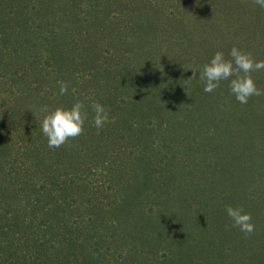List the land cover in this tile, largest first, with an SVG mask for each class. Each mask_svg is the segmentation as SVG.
Segmentation results:
<instances>
[{
  "label": "trees",
  "instance_id": "16d2710c",
  "mask_svg": "<svg viewBox=\"0 0 264 264\" xmlns=\"http://www.w3.org/2000/svg\"><path fill=\"white\" fill-rule=\"evenodd\" d=\"M233 46L264 60L253 0H0V264H264V96L191 78ZM78 100L49 148L34 113Z\"/></svg>",
  "mask_w": 264,
  "mask_h": 264
},
{
  "label": "clouds",
  "instance_id": "9594fccd",
  "mask_svg": "<svg viewBox=\"0 0 264 264\" xmlns=\"http://www.w3.org/2000/svg\"><path fill=\"white\" fill-rule=\"evenodd\" d=\"M253 3L264 8V0H253ZM230 59L225 57L221 51L216 52L209 64L201 69H192V79L197 77L204 83V91L211 93L220 87L221 81L230 80V91L240 104H247L253 96H264V90L257 87L252 76L253 72L264 70V60H256L251 52L244 51L233 46L229 53ZM68 82H60L59 95L67 94L69 90ZM75 89H73V92ZM93 117L92 124L99 132L110 121L109 109L99 102L92 104ZM47 113L42 121L36 114L42 133L47 138L49 148H60L70 140H74L85 131V124L88 121V112L85 110V104L82 101L75 102L70 108L63 106L49 111L47 106L41 110ZM227 216L232 224L226 225L238 228L245 236H250L255 232V224L252 222L250 212H245L243 207H226Z\"/></svg>",
  "mask_w": 264,
  "mask_h": 264
}]
</instances>
